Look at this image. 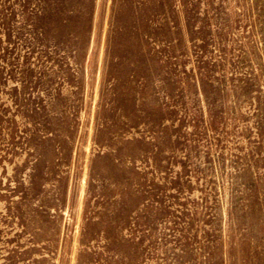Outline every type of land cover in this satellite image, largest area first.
Instances as JSON below:
<instances>
[{"label":"rangeland","instance_id":"obj_1","mask_svg":"<svg viewBox=\"0 0 264 264\" xmlns=\"http://www.w3.org/2000/svg\"><path fill=\"white\" fill-rule=\"evenodd\" d=\"M0 264H264V0H0Z\"/></svg>","mask_w":264,"mask_h":264}]
</instances>
